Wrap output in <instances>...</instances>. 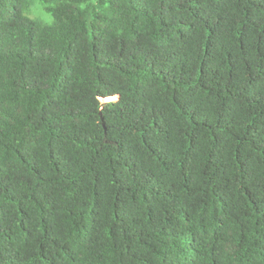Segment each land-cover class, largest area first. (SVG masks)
<instances>
[{"label": "trees", "instance_id": "obj_1", "mask_svg": "<svg viewBox=\"0 0 264 264\" xmlns=\"http://www.w3.org/2000/svg\"><path fill=\"white\" fill-rule=\"evenodd\" d=\"M40 2L0 0V264H264V0Z\"/></svg>", "mask_w": 264, "mask_h": 264}, {"label": "rangeland", "instance_id": "obj_2", "mask_svg": "<svg viewBox=\"0 0 264 264\" xmlns=\"http://www.w3.org/2000/svg\"><path fill=\"white\" fill-rule=\"evenodd\" d=\"M28 15L33 18L41 19L45 22L52 21V15L46 11L40 0H31V7Z\"/></svg>", "mask_w": 264, "mask_h": 264}, {"label": "water", "instance_id": "obj_3", "mask_svg": "<svg viewBox=\"0 0 264 264\" xmlns=\"http://www.w3.org/2000/svg\"><path fill=\"white\" fill-rule=\"evenodd\" d=\"M104 100V99H103ZM106 101V100H105Z\"/></svg>", "mask_w": 264, "mask_h": 264}]
</instances>
